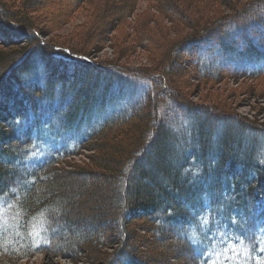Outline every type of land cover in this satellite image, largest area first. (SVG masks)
<instances>
[{
  "label": "trees",
  "instance_id": "1",
  "mask_svg": "<svg viewBox=\"0 0 264 264\" xmlns=\"http://www.w3.org/2000/svg\"><path fill=\"white\" fill-rule=\"evenodd\" d=\"M40 1L0 2L6 7L0 9L1 17L19 25L5 23L2 26L0 20V36H6L8 30L18 34L12 33L16 39L38 41L37 37L44 33L40 27L33 28L38 26L31 12ZM93 1L70 0L72 5L64 10V15L87 11ZM114 1L113 7L106 11L110 20L101 24L102 31L114 27L120 18L118 12L127 15L134 10L126 0L121 4ZM226 1L229 0L221 2ZM243 4L240 14L243 13L246 21L240 14L236 15L238 19L221 18L220 24L229 28L227 33L222 31L217 43L209 38L221 30L216 24L218 20L215 27L210 25L200 31L194 28L192 46L200 48L199 42L209 39L208 49L214 48L213 43L229 49L238 43L240 31L247 26L252 29L260 20L264 22V0ZM173 5L170 2L172 8ZM256 10L261 11L258 19H254ZM262 35L261 32L258 39H262ZM6 38L10 39V35ZM53 41L49 46L42 43L34 48L28 47L31 42L26 45L9 42L6 49L0 48V64L4 65L0 78L8 70L5 74L8 77L0 82V214L7 216L10 209L14 216L13 224L7 229L0 227L2 264H14L16 259L40 251L53 250L52 253L61 254L69 250L75 252L74 249L75 256L85 253L92 264H155L154 256H151L152 262L138 256L136 251H141L137 244L126 246L123 243L125 234L134 229L152 235L155 228L157 239L172 238L169 245L174 247L173 253L178 255L181 249L188 252L190 264H216L210 250L199 248L210 243L206 239L207 229L201 226L202 218L220 213L225 226L236 233L241 228L246 235L260 226L264 220V123L256 122L254 126L232 114H217L212 107L179 101L182 92L175 88V92L173 88L158 92L156 78L126 74L116 69L119 65L96 64L86 53L88 41L62 47L58 41ZM11 46L20 47L14 49L13 57L7 53ZM171 47L173 55L180 51L178 43ZM246 52L251 55L249 59L264 61V52L254 42H249L242 53ZM22 54L26 56L15 62ZM172 58L170 65L176 62ZM220 60L214 57L205 65L201 60L198 69L202 72ZM58 62L63 64L59 66ZM64 65L67 67L62 72L68 71L59 74ZM258 66L264 67V63ZM227 69L234 68L228 66ZM239 70L243 71L241 67ZM221 72L213 71L218 77ZM121 78L125 83H119ZM129 87L139 91L142 100L127 101V106L119 109V113L118 110L107 113L104 118L100 114L102 109L112 106L116 101L112 100L114 97L120 99L118 92ZM99 90L102 93L97 98ZM168 92L166 104L161 106L165 110L160 111L154 104ZM57 96H61L59 103ZM2 98L8 99L6 106L1 103ZM156 109L158 118L154 126L152 116ZM113 113L117 115L112 118ZM171 119L172 124L167 126L166 121ZM177 119L181 120L179 124L174 123ZM216 122L218 130L212 126ZM149 129L153 132L148 133ZM244 133L247 137L241 139ZM83 148L100 154L88 164L77 167L66 160L78 155ZM152 150L155 154L151 156ZM32 155L34 159L28 162ZM63 163L76 169L59 173ZM22 168L26 172L24 182H14ZM84 179H92L93 184L89 181L87 188L82 183ZM107 181L115 184L109 197L113 202L109 210H101L100 206H92L89 199L102 195L107 190ZM105 219L119 225L117 234L111 229L103 240L95 232H80L79 226L84 222L100 225ZM14 227L18 229L16 234L11 232ZM57 227L60 231L53 232L52 228ZM173 227L179 233L170 237L169 233H163V229L170 232ZM114 235L123 237L119 242L110 243ZM253 238L248 237L244 244L256 251V243H251ZM116 243L119 245L114 251L103 250Z\"/></svg>",
  "mask_w": 264,
  "mask_h": 264
},
{
  "label": "rangeland",
  "instance_id": "2",
  "mask_svg": "<svg viewBox=\"0 0 264 264\" xmlns=\"http://www.w3.org/2000/svg\"><path fill=\"white\" fill-rule=\"evenodd\" d=\"M2 1L6 3L5 1L7 0H0V2ZM221 1L222 0H126L125 2L127 5L130 4L134 7L133 12L127 15L122 14L121 11L118 12L117 14L120 18L114 24V27L109 26L107 29L108 31H102L100 30L102 27L101 24L108 23L110 20V18L107 17L108 14L106 15V11L113 7L116 1L95 0L93 3L89 4L90 7L87 6V11L78 12L72 16L71 13L64 15V10L69 9L72 5L70 0H41L38 4L36 3V7L32 8L31 16L34 17L35 24L38 26L33 28H42L44 35L40 34L37 37L38 41L37 39L36 41H30L31 44L28 45V47L31 46L30 48H34L42 43L49 46L54 43L53 40L58 41L57 44H61L60 47H62V45H81L85 41H88L86 53H88V57L92 62L100 65H119L115 66L117 70H121L132 76L138 77L143 75L148 79L156 78L158 92L164 91L163 89L165 88L178 89L182 92V96L178 97L179 101H188L190 103L212 107L213 111L217 114H232L237 116V118H241L242 121L250 122L255 126L256 122L264 123V67L258 66L259 63L263 64L264 61L259 60V62H255L251 60L252 58L249 59L251 56L250 53L242 52L248 46L249 42H254L256 46L258 45L264 52V22L260 20V22L257 23L259 25L252 26V29L247 26V29L239 32L240 37L237 35L239 37L238 43L232 48H229L230 50H224V48H220L216 43L220 41L222 31L227 33L229 27L221 25L219 20L227 16L238 19L236 15L242 12L243 8L241 5L243 3L247 4L251 0H229L226 1L227 3ZM123 2L124 0H117L119 4ZM170 2L174 4L173 6L176 9L170 6ZM1 4L2 3H0V9L4 6H1ZM3 8L5 9L6 7L4 6ZM242 14L243 13H241L240 16ZM253 14L254 19H258L260 18L258 15H261V11L256 10ZM250 15H252V13H250ZM2 17L0 15L2 26H5V23L19 26L17 22L6 20ZM242 17L245 18L244 15H242ZM250 17L253 19V16ZM226 20L227 19H225V21ZM244 21H246V18ZM215 22L221 30L219 32H214L213 38H209L214 39L213 41L216 42L212 45L214 48H207L209 46L207 43L209 39L201 40L199 42L200 48L192 46L194 34L192 35L191 33L197 30L200 31L201 28H207L210 25H213L211 28L215 27ZM196 25L198 26L196 27ZM23 27L27 29V26L23 25ZM105 28H107L106 24ZM194 28L196 29L195 31ZM261 32L263 34L262 39H258ZM6 33V36H0V48L6 49L8 47L6 44L9 42L18 41L21 45H23V43L25 45L30 43L28 42L30 39L27 38L16 39L14 34L17 33H15V31L6 30ZM9 35L10 39L6 38ZM173 43H178L180 49L175 55L170 53ZM19 46H11L7 50L8 56L13 57V54H15V52H13L15 51L14 49H20ZM10 52H13L12 55H10ZM16 52H19V50ZM18 56L15 62H19L20 59L26 55L22 54L20 57ZM214 57L221 60L213 63L202 72L200 68L198 69V63L201 62V60L202 65H205L209 61L214 60ZM165 58H167L168 61H165ZM171 58L172 60L176 59V62L170 65L169 61ZM12 63H14V61ZM58 63L59 66L63 64L62 62ZM3 66L0 64V69L3 68ZM228 66H232L234 69L229 70L227 69ZM66 67V65L62 66L61 72L58 73L63 74L67 72L68 70L62 72V69ZM239 67H241L243 71H238ZM216 70H222L223 73L221 72L220 77L213 73V71ZM7 73L8 70L1 76L0 82L8 77L5 75ZM257 73L258 75L256 76ZM115 79L120 80V78ZM98 81H100V79H98ZM119 83L123 84L125 80L121 78ZM16 88L15 86L14 89L16 90ZM134 89L133 87H129L123 92H118L120 99L114 97L112 99L116 100L114 104L106 109H102L103 111H101L100 114L105 118L107 117V113L117 110V113H119L120 110L127 106V104H125L127 101H141L143 96L140 95L139 97V91L136 92ZM100 93H102L101 90L96 93L97 98L101 95ZM167 95H170V93L168 92L166 95H161L159 102L156 101L154 104L159 106L160 111L163 109L165 110V108H161V106L166 104ZM56 100H58L59 103L61 96H57ZM1 103L4 105L8 104V99L2 98ZM115 103L117 106H115ZM44 109L49 112V108L46 109L45 107ZM94 111L96 110L94 109ZM116 115V113H113L112 118ZM157 115L158 110L156 109L154 116H152L153 122L155 121L154 126L157 124ZM172 120L173 119L166 121V123H169L166 125H171L173 122ZM178 122L180 123L181 120L177 119L174 121V123L179 124ZM4 124H6V122ZM212 126L215 130L219 128L217 122L216 124H212ZM150 129L148 133L153 132ZM248 133L250 132H247V134ZM236 134L241 136L238 132H236ZM247 134L244 133L241 139H244L245 136L247 137ZM148 138L149 137H147V139ZM90 143L91 142L88 143L87 147ZM244 144H246V142ZM99 154L100 152L93 154L92 151L83 148L78 155L71 156L66 160L75 164L74 166L77 167L78 164H88L92 158H96ZM152 154H155L154 151L151 153V156ZM32 159H34L33 155L27 160L28 162H32ZM93 160L95 161L96 159ZM94 163H96V161ZM23 169L24 168L19 171L20 176L16 177L14 182H24L22 178L26 172ZM74 169L76 168L63 163L60 166L59 173ZM76 181L75 176V178L72 179L73 184H71L73 189H75L74 184ZM89 181L91 182L92 179H84L82 183L88 188ZM91 183L93 184V182ZM114 185L112 181L111 183L107 181V190H104V193L100 196H97V194L90 196V204L96 207L100 206L99 208L101 210H109V205L113 202V199L109 197H112L111 189L115 187ZM6 213H8L7 216L0 214V226L3 228H8V225L13 224L14 216H11L10 209ZM218 215L221 214L218 213ZM58 216L60 217L61 215L58 214ZM118 226L119 225L112 220L105 219L100 225H95L93 221H90V223L86 221L79 226V229L82 234H91L95 232L104 240L108 233L111 232V229H113L112 233L117 234V229H119ZM74 228H69V230H73ZM59 229V227L56 229L52 228V231L59 232ZM154 230V233L151 235L144 233L142 230L138 232V230L134 229L132 232L125 234L123 243L126 246L137 244L141 252L136 251V253L139 257L148 262H152L153 257L151 256H154L156 258H153L156 260L155 264H190L188 261L189 254H187L188 252L185 249H181V252L177 251L178 255H176L175 252L173 253L174 247L171 246L172 244L169 245V243H172V238L167 237V239H165L164 236H161L162 239H157V229L155 228ZM11 232H13V234L18 233L17 227L11 229ZM163 233H169L170 237L179 233V231L178 229L176 230V227H173V230L170 232L167 231V229H163ZM75 236L77 237V234ZM253 236L255 238H253L251 243L259 244V247L256 249L257 253L254 255L250 254V248L244 249L241 245L234 244V239L228 234L221 233L217 235V237H213L210 243H220L219 247L215 248L217 252V254H215V260L219 262V264H235L238 259H241V264H264V251H261V249H264V228L259 234L253 232ZM122 237L123 236L120 237L118 235L115 237L114 235L110 239V243H115L117 240L119 242ZM218 239L219 242L217 241ZM210 243L199 245V248L204 250ZM118 245L119 244L116 243L113 247L104 248L103 250L106 252L114 251ZM52 251L53 250L36 252L24 258L16 259L17 261H15L14 264H92L90 258L85 256V253L75 256L74 253L76 249H74L75 252L69 250V252L67 251L61 254L58 251L57 254H54ZM242 258L248 259L242 260ZM2 262L4 261H0V264H2Z\"/></svg>",
  "mask_w": 264,
  "mask_h": 264
},
{
  "label": "snow or ice",
  "instance_id": "3",
  "mask_svg": "<svg viewBox=\"0 0 264 264\" xmlns=\"http://www.w3.org/2000/svg\"><path fill=\"white\" fill-rule=\"evenodd\" d=\"M261 251H264V249H261Z\"/></svg>",
  "mask_w": 264,
  "mask_h": 264
}]
</instances>
